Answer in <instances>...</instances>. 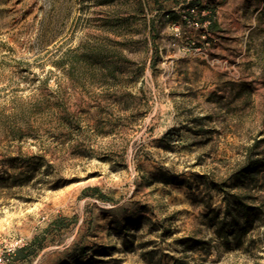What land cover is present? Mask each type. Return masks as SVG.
Here are the masks:
<instances>
[{"label":"rangeland","instance_id":"obj_1","mask_svg":"<svg viewBox=\"0 0 264 264\" xmlns=\"http://www.w3.org/2000/svg\"><path fill=\"white\" fill-rule=\"evenodd\" d=\"M249 160L264 0H0V264H264ZM228 194L263 212L242 247Z\"/></svg>","mask_w":264,"mask_h":264},{"label":"trees","instance_id":"obj_2","mask_svg":"<svg viewBox=\"0 0 264 264\" xmlns=\"http://www.w3.org/2000/svg\"><path fill=\"white\" fill-rule=\"evenodd\" d=\"M238 187H245L247 183L264 180V163L260 160H249L234 177ZM226 211L224 217L215 214L213 227L216 229V238L228 247L233 243L242 247L246 237L262 224V211L255 206L245 204L239 195H227L225 198ZM207 246L212 253V243L193 241L189 249H197V245ZM174 264H185L182 259H176Z\"/></svg>","mask_w":264,"mask_h":264}]
</instances>
